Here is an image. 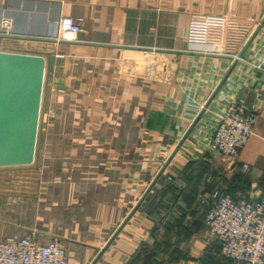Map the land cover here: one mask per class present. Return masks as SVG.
<instances>
[{
	"label": "crops",
	"instance_id": "0c3cea01",
	"mask_svg": "<svg viewBox=\"0 0 264 264\" xmlns=\"http://www.w3.org/2000/svg\"><path fill=\"white\" fill-rule=\"evenodd\" d=\"M62 17L81 20L75 40ZM4 20L5 48L55 58L37 178L0 198V240L58 239L68 264H231L206 215L215 194L264 195V73L232 57L264 54V0H0ZM233 100L256 123L229 164L209 145Z\"/></svg>",
	"mask_w": 264,
	"mask_h": 264
},
{
	"label": "built area",
	"instance_id": "2783aa9c",
	"mask_svg": "<svg viewBox=\"0 0 264 264\" xmlns=\"http://www.w3.org/2000/svg\"><path fill=\"white\" fill-rule=\"evenodd\" d=\"M3 22L0 37H14ZM58 40L72 41L81 32V20L62 17L58 22ZM0 52L23 53L0 44ZM29 54V53H26ZM264 73V54L258 62L232 55ZM256 113L237 100L225 104L217 116L210 150L234 163L254 134ZM208 249L217 248L231 264H264V195L248 200H234L228 195L215 194V202L206 215ZM0 264H68L64 245L58 239L42 242L35 235L0 240Z\"/></svg>",
	"mask_w": 264,
	"mask_h": 264
},
{
	"label": "water",
	"instance_id": "95a60500",
	"mask_svg": "<svg viewBox=\"0 0 264 264\" xmlns=\"http://www.w3.org/2000/svg\"><path fill=\"white\" fill-rule=\"evenodd\" d=\"M54 58L0 52V167L26 166L34 162L45 72L47 66L54 64Z\"/></svg>",
	"mask_w": 264,
	"mask_h": 264
},
{
	"label": "rangeland",
	"instance_id": "374dc122",
	"mask_svg": "<svg viewBox=\"0 0 264 264\" xmlns=\"http://www.w3.org/2000/svg\"><path fill=\"white\" fill-rule=\"evenodd\" d=\"M47 78L46 71L44 80ZM41 125L42 123H39L37 144L39 143L38 140L42 137L43 129ZM30 166L31 165L0 167V198L3 199L4 195L5 197H12V195L17 193L16 191L19 192V190L22 191L21 193L25 190L28 191L29 184L35 182L33 178H37L35 175H29L28 171ZM17 187L19 188L17 189ZM0 203L2 202L0 201Z\"/></svg>",
	"mask_w": 264,
	"mask_h": 264
},
{
	"label": "trees",
	"instance_id": "16d2710c",
	"mask_svg": "<svg viewBox=\"0 0 264 264\" xmlns=\"http://www.w3.org/2000/svg\"><path fill=\"white\" fill-rule=\"evenodd\" d=\"M221 195H223V194H221Z\"/></svg>",
	"mask_w": 264,
	"mask_h": 264
}]
</instances>
